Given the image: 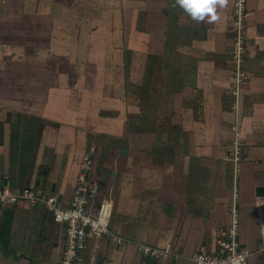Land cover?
I'll list each match as a JSON object with an SVG mask.
<instances>
[{
	"label": "crops",
	"instance_id": "1",
	"mask_svg": "<svg viewBox=\"0 0 264 264\" xmlns=\"http://www.w3.org/2000/svg\"><path fill=\"white\" fill-rule=\"evenodd\" d=\"M247 83L238 177L226 159L236 121L234 0L194 20L176 0H0L1 173L67 204L81 160L97 148L93 179L111 228L173 246L181 259H143L106 240L82 264H193L212 251L239 194L240 240L264 244V0H249ZM64 226L46 208L0 206V264H60Z\"/></svg>",
	"mask_w": 264,
	"mask_h": 264
},
{
	"label": "built area",
	"instance_id": "2",
	"mask_svg": "<svg viewBox=\"0 0 264 264\" xmlns=\"http://www.w3.org/2000/svg\"><path fill=\"white\" fill-rule=\"evenodd\" d=\"M248 2L249 0H234L233 11L235 39L232 47V65L234 70L230 93L234 98L233 110L236 121L232 127L231 150L226 159L233 164L237 177L247 161L245 144L240 135L239 101L241 92L247 83L245 63L248 51ZM96 154L97 148L91 147L82 157L76 185L67 204L39 187L14 189L8 177L1 173L3 162L0 160V206H16L26 203L35 209H48L53 222L64 226L65 247L60 264H82L87 251L91 247L94 250L98 249L102 240L118 246L128 242L134 243L141 258L154 262L181 259L182 256L173 246L157 247L142 241H132L111 228V207L104 202H99L100 186L93 179ZM237 191L235 186V200L230 206L229 225L221 229L212 251H200L191 256L190 260L193 264H233V260L241 256L243 260L240 264H247L252 254L247 251L240 240L241 219ZM255 253L264 257V244Z\"/></svg>",
	"mask_w": 264,
	"mask_h": 264
},
{
	"label": "clouds",
	"instance_id": "3",
	"mask_svg": "<svg viewBox=\"0 0 264 264\" xmlns=\"http://www.w3.org/2000/svg\"><path fill=\"white\" fill-rule=\"evenodd\" d=\"M176 2L192 19L203 21L205 17H209V22H213L218 19L216 6L223 7L227 0H176ZM242 260L243 256L233 260V264H240Z\"/></svg>",
	"mask_w": 264,
	"mask_h": 264
},
{
	"label": "water",
	"instance_id": "4",
	"mask_svg": "<svg viewBox=\"0 0 264 264\" xmlns=\"http://www.w3.org/2000/svg\"><path fill=\"white\" fill-rule=\"evenodd\" d=\"M256 195L257 196H263L264 195V188L262 186H260L256 189Z\"/></svg>",
	"mask_w": 264,
	"mask_h": 264
}]
</instances>
